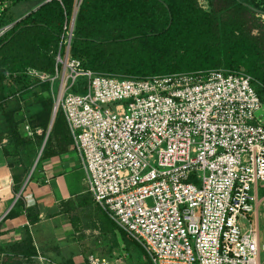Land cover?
<instances>
[{"label":"built area","instance_id":"2783aa9c","mask_svg":"<svg viewBox=\"0 0 264 264\" xmlns=\"http://www.w3.org/2000/svg\"><path fill=\"white\" fill-rule=\"evenodd\" d=\"M6 7L0 0V13ZM73 26L74 16L54 74L26 75L49 84L96 206L142 249L144 264H261L253 218L264 188L259 84L225 69L95 73L70 55ZM88 264L103 263L91 255Z\"/></svg>","mask_w":264,"mask_h":264},{"label":"trees","instance_id":"16d2710c","mask_svg":"<svg viewBox=\"0 0 264 264\" xmlns=\"http://www.w3.org/2000/svg\"><path fill=\"white\" fill-rule=\"evenodd\" d=\"M10 1L16 4L21 0ZM200 1L51 0L14 23L0 37V106L18 104L5 118L16 147L30 141L27 132H18L19 120L24 128L48 131L53 113L49 84L30 79L26 71L54 74L64 26L73 16L70 55L87 70L140 78L218 69L243 71L259 84L256 91L264 103V43L245 34L247 26L238 17L245 14L264 19V0H205L207 6ZM7 8L0 13V29L6 27L2 18ZM232 12L239 14L235 17ZM28 98L30 113L21 102ZM55 116L50 132L58 134L66 121L60 109ZM51 133L40 160L63 153L72 144L67 124L63 137L53 144ZM7 146L1 145L12 172V190L17 195L24 182V170H14L4 149ZM21 203L18 199L15 206ZM105 218L109 230L124 242L123 248L136 244ZM25 245L21 258L0 248V253H5L3 264L32 262L36 252L29 233Z\"/></svg>","mask_w":264,"mask_h":264},{"label":"crops","instance_id":"0c3cea01","mask_svg":"<svg viewBox=\"0 0 264 264\" xmlns=\"http://www.w3.org/2000/svg\"><path fill=\"white\" fill-rule=\"evenodd\" d=\"M50 1L12 4L6 0L3 26H12ZM19 4L21 14L12 13L11 8ZM12 186V172L0 145V248L7 253L15 252L21 258L29 233L36 252L31 258L34 264H88L91 255L103 264H134L129 250L117 244L105 215L87 192L84 171L71 145L63 153L40 160L24 180L19 198ZM256 195L253 218L260 232L264 226V188H258ZM18 199L22 203L15 206ZM4 258L5 253H0V264Z\"/></svg>","mask_w":264,"mask_h":264},{"label":"rangeland","instance_id":"374dc122","mask_svg":"<svg viewBox=\"0 0 264 264\" xmlns=\"http://www.w3.org/2000/svg\"><path fill=\"white\" fill-rule=\"evenodd\" d=\"M204 1L205 0H201L200 3L203 4L204 6H207ZM10 11H12V13H14V14H21V4L16 5L15 7H12ZM238 14H239V12H237V13L232 12V15L235 17L238 16ZM238 17H240L239 21L245 23L247 26L244 33L252 36L253 38H257L262 43H264V19L259 17V16H255V15L254 16H252V15L247 16L245 14H242V15L240 14V16H238ZM57 87H58V83H56V85H55V91H57ZM14 92H15V90H14ZM26 98H27V96H25V99ZM24 101L25 100H21V102L23 103V106H25V107L27 106L28 107L27 111L30 113V109H29L30 104L29 103H31V100L28 98L27 101H25V102ZM52 105L54 108L53 99H52ZM17 108H18V104H16V103H5V106H0V145H4L5 143H8V146L4 149L9 154L10 162L15 167L14 170L19 172V173H21V169L24 170L23 178L25 180L36 169V167L40 161V158L42 156L45 145H46L48 140L46 141V143L43 147V143H44L47 131L46 130L45 131L44 130L43 131L42 130L33 131L32 128H29L27 130L26 127L24 128V126L22 125L21 120H19L20 123L18 125V132L20 134L23 131L27 132L28 134H27L26 138L29 137L28 139H30V141L28 142V144H26L23 147H16V144L13 142L12 137L10 135L11 131H9V129H8V125H7L5 118L7 117V114L9 113L10 109L16 110ZM57 111H56V113H57ZM14 117H15V120L19 119L17 117L16 113L14 114ZM255 117L257 119H260V117H262V120L264 121V104L261 107V109L258 112H256ZM65 128H66V123L64 124V126L62 128H60V131L58 134H55L54 131L52 133L50 132L51 133L50 139L52 141V144L57 139H61V137H63L62 134L65 131ZM32 133H33V135H32ZM50 133H49V136H50ZM49 136L47 139H49ZM30 137H32V138H30ZM42 147H43V149H42ZM16 167H17V169H16ZM119 237L120 236L117 235L118 243L123 247L124 242ZM259 237H260V246H261L260 262H261V264H264V226H261V229L259 232ZM126 249L129 250L128 254L129 253L131 254L130 259L133 261L135 260L134 264H144V259L141 257L142 252L136 244H128V247ZM24 263L25 264H34L33 262L26 263L25 260H24Z\"/></svg>","mask_w":264,"mask_h":264},{"label":"water","instance_id":"95a60500","mask_svg":"<svg viewBox=\"0 0 264 264\" xmlns=\"http://www.w3.org/2000/svg\"><path fill=\"white\" fill-rule=\"evenodd\" d=\"M56 111H57V108L54 107V108H53L52 117H51V121H50V124H49V127H48V131H47V134H46V136H45L44 143H43V147H44V145H45V143H46V141H47V138H48V136H49V132H50V129H51L52 122H53V119H54V117H55ZM43 147H42V149H43ZM42 149H41V150H42Z\"/></svg>","mask_w":264,"mask_h":264},{"label":"bare ground","instance_id":"6f19581e","mask_svg":"<svg viewBox=\"0 0 264 264\" xmlns=\"http://www.w3.org/2000/svg\"><path fill=\"white\" fill-rule=\"evenodd\" d=\"M54 119H55V117H54ZM54 119H53V122H54ZM53 122H52V124H53Z\"/></svg>","mask_w":264,"mask_h":264}]
</instances>
